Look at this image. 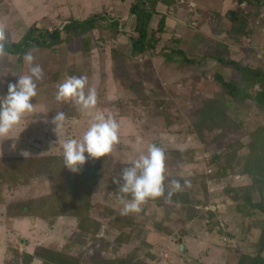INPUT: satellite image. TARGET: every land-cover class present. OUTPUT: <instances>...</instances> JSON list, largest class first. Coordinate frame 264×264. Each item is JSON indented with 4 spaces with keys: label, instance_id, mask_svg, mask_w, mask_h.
Instances as JSON below:
<instances>
[{
    "label": "rangeland",
    "instance_id": "1",
    "mask_svg": "<svg viewBox=\"0 0 264 264\" xmlns=\"http://www.w3.org/2000/svg\"><path fill=\"white\" fill-rule=\"evenodd\" d=\"M196 1L184 0L180 4L183 10L179 16L175 9V15L184 20L185 31L193 32V37L188 38L189 44L194 46L201 42L203 45L197 49L186 46L192 59H205L194 73L182 72L166 63L161 55L164 43L154 53L130 57L131 38L136 33L130 26L127 13L137 0H111V5L125 9L119 12L121 25L115 37L102 23L101 28L98 26L88 35L90 45L74 41L55 51L29 52L34 63L43 68L44 77L37 82V96L31 101L34 111L13 129L9 139L0 140V162L63 156L64 140L82 138L91 116L82 114L73 102H58L55 97L58 85L64 79L74 74L86 75L88 86L95 88L97 93L95 110L111 115L119 125V143L106 156L105 168L122 174L140 153L146 152L150 145H156L164 150L166 157L165 187L171 190L170 182L178 180L182 190L175 193L186 195L190 200V204L183 205L166 197L161 207L145 202L139 213L122 215L123 220L135 224L133 227L111 223L107 218L101 236L110 245L108 252L101 253L100 243L94 242L86 248L74 249L73 254L84 262L102 254L112 259L138 258L147 264H238L242 256L260 255L264 258V252L260 253L257 247L263 222L238 214L233 201L235 196L229 188L237 190L242 198L249 195L253 203L262 204L263 208L264 194L250 188L252 181L247 176L231 175L221 181L214 178L216 171L210 165L211 155L223 149L227 142L221 140L219 145L203 143L191 120V115L206 100L221 92L216 74L221 73L225 78L241 83L230 67H221L210 58L222 50L218 45L228 47L233 60L264 68V0L255 8L247 3L240 4V0H228L222 14L212 13L213 7L201 8ZM97 2H92L95 3L93 9L99 7ZM82 6V0H0V27L5 30V41L17 42L34 25L53 29L61 27L70 18L87 19L91 15ZM228 8L230 11H245L248 16L235 26L224 16ZM103 14L108 18L117 17ZM160 15L163 14H157L158 19ZM158 21L156 18L153 23L155 28ZM28 71L29 66L23 57L8 54L0 57V96L7 94L9 83H15L19 75ZM135 81L145 85L143 97L131 92L130 86ZM255 92L253 89L249 93L254 96ZM158 101L163 104L157 107L155 102ZM238 108L229 115L241 123L237 138L247 143L250 133L264 125V111L255 106L252 98ZM58 112L65 114V120L61 131L56 133L51 120ZM23 151L29 154L23 156ZM185 181L189 182L187 186ZM46 183V180H40L15 190L7 188L4 194L10 195L9 200L45 195L48 192ZM120 184L110 175H104L94 192L96 209L109 207L121 215L122 205L118 193L113 190L119 189ZM119 195L122 194L119 192ZM100 208L96 215L103 220ZM258 215L262 217L264 211H258ZM2 222L0 219V225ZM120 235L132 242L119 247L116 240ZM8 244H11L9 250H14L13 246L21 244V237ZM182 245L186 246V255L180 250ZM13 256L9 253V259Z\"/></svg>",
    "mask_w": 264,
    "mask_h": 264
},
{
    "label": "trees",
    "instance_id": "2",
    "mask_svg": "<svg viewBox=\"0 0 264 264\" xmlns=\"http://www.w3.org/2000/svg\"><path fill=\"white\" fill-rule=\"evenodd\" d=\"M159 3L171 5L172 1L137 0L132 4L130 12L135 17L133 27L136 36L131 38L130 57H139L148 52L157 51L161 36L165 32V17L161 18L156 30L151 29L150 26L157 14L156 8ZM242 3L255 8L261 0H240V4ZM245 16L248 14L239 10L230 11L225 15L235 26L237 23H242ZM106 18L104 14H97L83 21L70 19L60 28L53 29L34 25L19 41H5V54L21 58L32 50L55 51L58 47L74 43V41H80L85 46L90 45L88 35ZM119 25L113 23L107 26L114 37L119 31ZM218 47L222 50L212 54L210 58L221 67H230L233 73L240 77L241 83L232 78L227 79L221 73L216 74L215 80L221 92L215 98L206 100L203 106L191 115L192 125L203 143L219 145L221 140L227 142L223 149L214 151L211 155L210 165L216 171L215 179L221 181L231 175L247 176L252 181L250 188L264 194V125L255 128L249 135L250 140L245 143L242 138H237V134L242 129L241 123L236 122L229 115L231 112L238 111V107L249 98L254 100L258 109L264 111V68L235 61L231 58L228 47L223 45ZM166 50H170L169 53ZM161 55L166 63L177 65L182 71L193 73L205 61L204 58L203 61L192 59L183 51H174L166 46L162 49ZM143 85L142 82H132L130 90L134 95L143 97ZM256 87H259V90L256 91ZM253 89L256 91L254 96L249 93ZM155 103L157 107L163 104L160 101ZM174 154L185 156L181 152H174ZM86 158L85 165L77 173L65 167L63 156L26 157L0 162V205L5 204L4 190L7 188L15 190L22 186H31L32 183L40 180H46L48 187L45 195L28 196L8 204L5 214L7 220L33 218L47 223L49 227H53L59 218H71L77 222L76 231L63 248H37L33 255L20 254L10 249L9 253L14 256L8 262L9 264L21 262L28 264L35 257L42 259L45 264H147L138 258L112 259L104 254L84 262L82 258L73 254L74 249L86 248L93 242L100 243L101 253L108 252L110 245L101 236L107 218L111 220V223L122 224L123 227L135 226L132 222L123 220L122 215L117 214L115 209L104 206L96 209L94 192L104 175L108 174L112 180L122 183V174L117 170L110 171L105 168L106 156L98 159L87 156ZM3 163L6 164L3 165ZM113 190L120 197L119 189L116 187ZM229 190L235 196L233 201L237 213L243 217L262 221L264 225V215L262 217L258 215V211L260 213L264 211L263 205L253 203L249 195L242 198L232 187ZM169 191L171 190L165 187L164 196L148 199L146 203L161 207L165 198L169 197ZM170 199L173 203L190 204L189 197L183 194L173 192ZM99 208L103 210L104 221L96 215ZM116 241L119 247L130 243V240L124 239L121 235ZM257 247L260 253L264 252V226ZM238 264H264V258L260 255L242 256Z\"/></svg>",
    "mask_w": 264,
    "mask_h": 264
},
{
    "label": "clouds",
    "instance_id": "3",
    "mask_svg": "<svg viewBox=\"0 0 264 264\" xmlns=\"http://www.w3.org/2000/svg\"><path fill=\"white\" fill-rule=\"evenodd\" d=\"M6 34L3 27H0V57L5 56L4 42ZM24 61L29 66L27 74L19 75L15 83L7 85V94L0 96V140H7L10 133L16 128L27 114L34 111V104L31 102L37 96V82L44 77V70L34 63L31 53L25 54ZM58 102H73L79 107L84 115H90L88 129L82 138H69L62 144L65 167L73 172H79L86 163V155L89 158H102L113 152L114 146L119 143V125L111 116L96 111L97 93L95 88L88 86V77L69 76L59 83L56 93ZM65 114L56 113L51 123L55 125L54 131L58 133L62 129ZM13 144L12 148L15 149ZM29 153L21 152L26 156ZM165 153L161 147L150 145L146 152L140 153L131 161V166L122 171L123 183L119 186V197L121 215L139 213L141 205L148 199H155L165 194ZM171 191L182 190L178 180L171 182ZM189 184L185 181V185ZM130 197V199L128 198ZM32 264H43L39 257L33 259Z\"/></svg>",
    "mask_w": 264,
    "mask_h": 264
},
{
    "label": "crops",
    "instance_id": "4",
    "mask_svg": "<svg viewBox=\"0 0 264 264\" xmlns=\"http://www.w3.org/2000/svg\"><path fill=\"white\" fill-rule=\"evenodd\" d=\"M93 1H96V0H82L83 10L85 9L86 13H90L91 15L88 18L95 16L97 14L108 13L111 16H117V17L113 19V18H108L106 16L107 17L106 20L100 23V28L102 27V23H104L107 26L113 23L120 24L121 18L119 16V12L125 11L124 7H121L119 5H111V0H97L99 1V3L97 2L99 7L97 8L96 6L94 8L95 9L94 11L93 5L95 3L92 4ZM170 1H172L171 5H167L165 3L158 4L156 8V12L158 16L160 13H162L163 15H160L158 19V16L156 14L151 22L150 27L156 30L157 27L155 28L153 26L155 19L157 18V20L160 21L162 17H165V20H166L165 32L161 36V41L158 45V48L161 43H164L162 48H164L165 46H168L169 48H171V50H174V51L181 50L189 56L186 50V46L188 47L192 46L194 47L193 49H197V48H202L203 45L201 42L198 43V45H194V46L193 44L192 45L189 44L188 38H191L189 36H192L193 32L185 31V27L183 26L184 20L181 21L177 17L179 16L180 13H182L183 9H181L182 7H180V4L184 2V0L182 1L181 0H170ZM212 1H211L212 3H210L208 0H197L196 3H198V5L201 6V8L203 9L208 8V7H213L215 10L212 11V13L216 12L218 14L219 13L222 14V11L225 8V5L228 2V0H212ZM175 9H177L176 11L177 16L175 15ZM229 9L230 8H228V11L226 12V14L230 12ZM126 10L128 9L126 8ZM127 17H130L129 18L130 23H131L130 26L134 31L133 25L135 22V17L131 15V12L127 13ZM70 19H73V18H70ZM122 20L124 19L122 18ZM107 29L110 30L109 28ZM109 33L110 35L111 34L113 35L111 31H109ZM169 36L170 38L167 39V37ZM173 41H175V43H173ZM167 52H169V50ZM169 65L172 67L175 66L174 68L176 69L178 68L179 70L182 71V69L179 68L177 65H174V64H169ZM168 70H173V69H168ZM75 75L77 74L70 75V76H75ZM13 196L15 195L13 194ZM27 197L28 196L9 200L8 198H10V195L4 194L5 204L0 205V219H2L3 221L0 225V264H9L8 262L10 261V259H9L8 252H9V248L11 244L9 245L8 242L9 243L15 242L17 238L21 237V244L19 246H13L14 250L18 251L20 254L33 255L37 248H54V249L63 248L64 245L67 244L69 238L74 233L73 231H76L77 222L75 219H71V218H59L55 221V224L53 227H49L47 223L40 221L38 219H33V218H17L13 220H7L5 216L6 205L14 201L23 200ZM1 229H2V232H1ZM32 262L28 264H32ZM20 264H23V262H21ZM43 264H45L44 261H43Z\"/></svg>",
    "mask_w": 264,
    "mask_h": 264
},
{
    "label": "water",
    "instance_id": "5",
    "mask_svg": "<svg viewBox=\"0 0 264 264\" xmlns=\"http://www.w3.org/2000/svg\"><path fill=\"white\" fill-rule=\"evenodd\" d=\"M180 250L182 251V253H183L184 255H186L187 251H186V246H185V245H182V246L180 247Z\"/></svg>",
    "mask_w": 264,
    "mask_h": 264
},
{
    "label": "built area",
    "instance_id": "6",
    "mask_svg": "<svg viewBox=\"0 0 264 264\" xmlns=\"http://www.w3.org/2000/svg\"><path fill=\"white\" fill-rule=\"evenodd\" d=\"M255 90H256V91H257V90H259V87H256V89H255Z\"/></svg>",
    "mask_w": 264,
    "mask_h": 264
}]
</instances>
